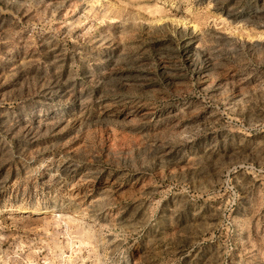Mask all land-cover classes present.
<instances>
[{"label": "rangeland", "instance_id": "374dc122", "mask_svg": "<svg viewBox=\"0 0 264 264\" xmlns=\"http://www.w3.org/2000/svg\"><path fill=\"white\" fill-rule=\"evenodd\" d=\"M0 264H264V0H0Z\"/></svg>", "mask_w": 264, "mask_h": 264}]
</instances>
